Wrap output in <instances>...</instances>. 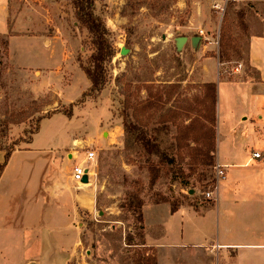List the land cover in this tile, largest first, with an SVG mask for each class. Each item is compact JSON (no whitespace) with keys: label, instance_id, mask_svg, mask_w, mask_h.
Instances as JSON below:
<instances>
[{"label":"rangeland","instance_id":"obj_1","mask_svg":"<svg viewBox=\"0 0 264 264\" xmlns=\"http://www.w3.org/2000/svg\"><path fill=\"white\" fill-rule=\"evenodd\" d=\"M72 2L10 1L8 23L31 7L34 22L26 27H42L58 40L47 47L13 43L12 62L0 37V148H22L37 129L31 150L61 149L68 131L76 138L92 137L78 142L77 149L89 147L96 154V207L79 211L80 243L70 264H152L153 251L142 244L131 205L210 201L203 192L215 180L217 98L206 86L211 82H204L206 58L216 59L214 83L255 78L245 57L249 37L264 35V1L93 0L114 50L99 91L90 90L81 67L90 65L95 47ZM195 36L200 39L193 42ZM179 37L187 39L179 45ZM228 97L220 93L225 106L232 105ZM68 99L73 101L61 104ZM55 112L71 116L39 123ZM124 117L147 131L159 149L146 153L133 143L126 147ZM101 119L103 126L97 127ZM66 163L64 158L63 172ZM160 215L162 210L152 218Z\"/></svg>","mask_w":264,"mask_h":264},{"label":"crops","instance_id":"obj_2","mask_svg":"<svg viewBox=\"0 0 264 264\" xmlns=\"http://www.w3.org/2000/svg\"><path fill=\"white\" fill-rule=\"evenodd\" d=\"M10 1L0 0V37L5 38L12 62L13 43L47 47L58 40L42 27H26L34 22L31 7H23L8 23ZM206 60L204 82H215L210 77L216 59ZM248 63L255 78L222 84L216 79L215 158L225 166L216 199L196 205L179 202L174 212L168 201L142 205L143 242L157 264H264V35L249 37ZM222 92L231 106L221 103ZM55 115L67 116L55 112L39 123ZM37 131L22 148L9 153L0 175V264H70L80 243L79 211L91 213L96 207L94 178L89 183L71 178L74 164L83 158L78 142L93 138H76L68 131L61 149L31 150ZM0 153L1 164L5 151ZM160 210L163 215L152 218Z\"/></svg>","mask_w":264,"mask_h":264},{"label":"trees","instance_id":"obj_3","mask_svg":"<svg viewBox=\"0 0 264 264\" xmlns=\"http://www.w3.org/2000/svg\"><path fill=\"white\" fill-rule=\"evenodd\" d=\"M72 5L76 19L87 29L88 33L92 37L95 47L94 52L90 56V65L81 67L87 79L90 81V90L99 91L106 83L104 64L106 61H109L112 58L114 50L106 38V29L104 23L102 22L101 18L94 13L93 0H73ZM245 60L248 64V68H250L248 63V46ZM206 86H209L212 89L213 98L216 99V83H207ZM65 114L67 116H71V112H65ZM122 127L124 130L126 147H129L130 143H133L146 153H153L159 149V144L157 141L150 137L147 134V131L143 130L137 123L128 121L126 117H124L122 121ZM0 150L4 149L0 148ZM4 151L6 161L11 151ZM208 159L209 162L207 164H210L212 159L211 156L208 155ZM4 165L5 162L0 164V175ZM187 184V182L183 183L184 186ZM142 205L143 204L140 200H136L135 203L131 205L136 210L137 218L141 223V229L143 228L141 212ZM177 207V202H170L171 212H174ZM142 244H144V242ZM150 260L152 264H157V261L153 255Z\"/></svg>","mask_w":264,"mask_h":264},{"label":"built area","instance_id":"obj_4","mask_svg":"<svg viewBox=\"0 0 264 264\" xmlns=\"http://www.w3.org/2000/svg\"><path fill=\"white\" fill-rule=\"evenodd\" d=\"M223 1L226 3L229 0H223ZM245 1L256 2V1H264V0H245ZM235 70L237 71L239 70V68H236ZM252 156L254 158H260V153L253 152ZM95 165H96L95 151L89 147L84 149L83 158L80 161H77L72 168V172H71L72 180L79 183L81 182L83 176L86 175L89 182L90 177L94 178L96 176ZM213 167L215 173V180L211 186V189L203 192L204 197L210 200L216 199L218 182L221 179H223L225 176V166L216 162Z\"/></svg>","mask_w":264,"mask_h":264},{"label":"water","instance_id":"obj_5","mask_svg":"<svg viewBox=\"0 0 264 264\" xmlns=\"http://www.w3.org/2000/svg\"><path fill=\"white\" fill-rule=\"evenodd\" d=\"M186 39H187L186 37H179L178 38L179 45L182 44L184 41H186ZM198 39H200V37H198V36L192 37V41L193 42L196 41V40H198ZM124 50L125 49H121L120 53L123 54L124 53ZM81 182H83V183H87L88 182V179H87V176L86 175L83 176ZM190 192H192V190Z\"/></svg>","mask_w":264,"mask_h":264},{"label":"bare ground","instance_id":"obj_6","mask_svg":"<svg viewBox=\"0 0 264 264\" xmlns=\"http://www.w3.org/2000/svg\"><path fill=\"white\" fill-rule=\"evenodd\" d=\"M89 183V182H88Z\"/></svg>","mask_w":264,"mask_h":264}]
</instances>
